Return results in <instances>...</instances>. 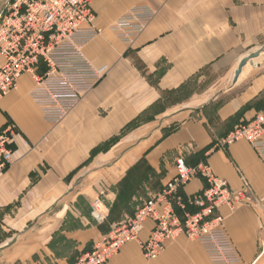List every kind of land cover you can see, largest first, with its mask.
Listing matches in <instances>:
<instances>
[{"label": "crops", "instance_id": "1", "mask_svg": "<svg viewBox=\"0 0 264 264\" xmlns=\"http://www.w3.org/2000/svg\"><path fill=\"white\" fill-rule=\"evenodd\" d=\"M140 4L156 14L126 46L109 27ZM91 8L102 34L83 53L109 71L64 120L42 119L26 74L0 100V129L17 131L13 164L0 173V264H73L175 176L177 159L206 162L231 190L245 191L233 210L216 213L240 264H264V162L246 141L222 143L264 112V61L244 66L232 83L239 61L264 42V0H93ZM181 89L165 108L153 107ZM204 188L194 177L181 193ZM94 199L101 224L90 215ZM152 227L145 223L139 241ZM106 264L211 263L181 235L154 260L129 242Z\"/></svg>", "mask_w": 264, "mask_h": 264}, {"label": "built area", "instance_id": "2", "mask_svg": "<svg viewBox=\"0 0 264 264\" xmlns=\"http://www.w3.org/2000/svg\"><path fill=\"white\" fill-rule=\"evenodd\" d=\"M93 0H14L0 11V100L17 88L26 74L33 80L29 97L42 119L57 125L92 91L109 71L95 66L84 48L102 34L93 25ZM156 12L145 4L131 7L109 27L119 40L131 46ZM16 127L0 129V173L13 164L12 144ZM264 112L236 125L222 139L225 145L249 143L264 162ZM175 176L139 206L133 216L112 227L92 249L79 255L73 264H106L129 242H139L143 257L156 259L165 245L179 236L198 243L211 264H240L241 257L228 236L221 207L233 210L245 198V191L231 190L206 162L190 167L183 159L175 162ZM194 177L205 181L199 193L184 197L183 187ZM90 215L101 224L104 214L94 199ZM153 227L145 241L139 234L146 222Z\"/></svg>", "mask_w": 264, "mask_h": 264}, {"label": "water", "instance_id": "3", "mask_svg": "<svg viewBox=\"0 0 264 264\" xmlns=\"http://www.w3.org/2000/svg\"><path fill=\"white\" fill-rule=\"evenodd\" d=\"M262 53V50H256L254 52H251L249 53L247 56H245L244 58H242L238 65H237V68L236 70L234 71V76H233V80H232V83H235L238 79V76L240 75L241 71H242V68L244 66H246L247 64H250L252 65L253 64V60L258 58L259 55Z\"/></svg>", "mask_w": 264, "mask_h": 264}, {"label": "rangeland", "instance_id": "4", "mask_svg": "<svg viewBox=\"0 0 264 264\" xmlns=\"http://www.w3.org/2000/svg\"><path fill=\"white\" fill-rule=\"evenodd\" d=\"M5 0H0V11L2 10V8L4 7V5H2V3L4 2ZM14 0H6V2H5V5L9 2V3H12ZM262 50L263 52L259 55V57L257 58V59H255V61L253 60L252 62L254 63V62H262V61H264V42L263 43H261L259 46H258V48H257V50ZM250 65V64H249ZM249 65L247 64L246 65V68H249ZM106 76V75H105ZM209 77V76H208ZM214 79H215V77H212V76H210V79H209V81L211 82V81H214ZM138 123H135V124H133V125H131L132 127H134V126H136ZM118 140V139H117ZM106 145H104L102 148H100V150L101 149H103L104 147H105ZM176 162V161H175ZM175 164V163H174ZM152 182L153 181H155V178L154 177H152ZM154 185V187H156V185L157 184H153ZM151 196L149 195L148 196V198H150ZM143 204V203H142ZM141 204V205H142ZM135 205H137V204H134V206ZM140 205V206H141ZM134 206H133V208H132V213L134 212L135 213V211H136V209H134ZM133 213V214H134Z\"/></svg>", "mask_w": 264, "mask_h": 264}, {"label": "trees", "instance_id": "5", "mask_svg": "<svg viewBox=\"0 0 264 264\" xmlns=\"http://www.w3.org/2000/svg\"><path fill=\"white\" fill-rule=\"evenodd\" d=\"M183 88H184V86H183ZM184 92H183V90L181 89V90H177L176 92H171V93H169V94H167V96L166 97H164L163 99H160V100H158V102H156L154 105H153V107H155V108H157V109H163V108H165V106L167 105V104H170V103H172V100H171V95H173V97H177V96H179V95H182ZM179 94V95H178ZM154 108V109H155ZM136 122H134L133 124H135ZM132 124V125H133Z\"/></svg>", "mask_w": 264, "mask_h": 264}, {"label": "bare ground", "instance_id": "6", "mask_svg": "<svg viewBox=\"0 0 264 264\" xmlns=\"http://www.w3.org/2000/svg\"><path fill=\"white\" fill-rule=\"evenodd\" d=\"M263 52V51H262ZM257 59V58H256ZM255 61V60H254ZM222 145V144H221ZM13 153V152H12Z\"/></svg>", "mask_w": 264, "mask_h": 264}]
</instances>
